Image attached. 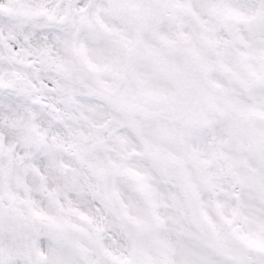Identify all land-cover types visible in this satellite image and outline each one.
Segmentation results:
<instances>
[{"label": "snow or ice", "instance_id": "snow-or-ice-1", "mask_svg": "<svg viewBox=\"0 0 264 264\" xmlns=\"http://www.w3.org/2000/svg\"><path fill=\"white\" fill-rule=\"evenodd\" d=\"M0 264H264V0H0Z\"/></svg>", "mask_w": 264, "mask_h": 264}]
</instances>
